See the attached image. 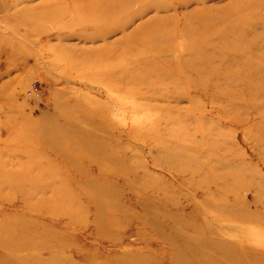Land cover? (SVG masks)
I'll list each match as a JSON object with an SVG mask.
<instances>
[{
	"label": "rangeland",
	"instance_id": "obj_1",
	"mask_svg": "<svg viewBox=\"0 0 264 264\" xmlns=\"http://www.w3.org/2000/svg\"><path fill=\"white\" fill-rule=\"evenodd\" d=\"M0 264H264V0H0Z\"/></svg>",
	"mask_w": 264,
	"mask_h": 264
},
{
	"label": "bare ground",
	"instance_id": "obj_2",
	"mask_svg": "<svg viewBox=\"0 0 264 264\" xmlns=\"http://www.w3.org/2000/svg\"><path fill=\"white\" fill-rule=\"evenodd\" d=\"M110 12H111V10H110V8L108 7V9H107V13L110 14ZM113 14H114V13H113Z\"/></svg>",
	"mask_w": 264,
	"mask_h": 264
}]
</instances>
